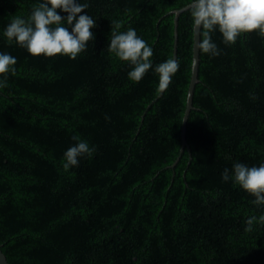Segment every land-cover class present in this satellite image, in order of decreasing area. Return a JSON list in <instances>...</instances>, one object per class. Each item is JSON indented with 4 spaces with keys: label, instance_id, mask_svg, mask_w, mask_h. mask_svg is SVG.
I'll list each match as a JSON object with an SVG mask.
<instances>
[{
    "label": "trees",
    "instance_id": "16d2710c",
    "mask_svg": "<svg viewBox=\"0 0 264 264\" xmlns=\"http://www.w3.org/2000/svg\"><path fill=\"white\" fill-rule=\"evenodd\" d=\"M194 1L0 0L11 264H264V0L206 7L181 151Z\"/></svg>",
    "mask_w": 264,
    "mask_h": 264
},
{
    "label": "water",
    "instance_id": "95a60500",
    "mask_svg": "<svg viewBox=\"0 0 264 264\" xmlns=\"http://www.w3.org/2000/svg\"><path fill=\"white\" fill-rule=\"evenodd\" d=\"M210 1L211 0H196V1L192 2L191 4L186 5V6L180 8V9H177L175 11V13H176V15H175V23H176L175 35H176V39H175V50H174V52L176 53V43H177V29L176 28H177V23H178V15L182 11H184V10H186L188 8L197 7L195 23H194V45H193V61H192V66H191V68H192V71H191V82H190V86H189V89H188L187 106H186L184 117H183L181 151L184 149V147L186 145L189 146V144L187 142V138H186L187 121H188V117H189L190 111L193 108V95H194L195 85H196V83L198 81L202 19H203L204 11H205L206 7L208 6V4L210 3ZM175 61H176V57L174 56L173 64L175 63ZM170 76H171V71L168 74L167 82L170 80ZM167 82H166V84H167ZM166 84L164 85L162 90L165 89ZM177 160H176V162H177ZM175 163L173 165H175ZM0 264H11L9 262L7 256L3 252L1 244H0Z\"/></svg>",
    "mask_w": 264,
    "mask_h": 264
}]
</instances>
